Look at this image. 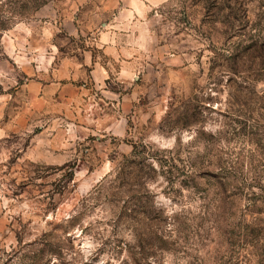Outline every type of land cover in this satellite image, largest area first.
Listing matches in <instances>:
<instances>
[{
	"label": "rangeland",
	"instance_id": "374dc122",
	"mask_svg": "<svg viewBox=\"0 0 264 264\" xmlns=\"http://www.w3.org/2000/svg\"><path fill=\"white\" fill-rule=\"evenodd\" d=\"M0 264H264V0H0Z\"/></svg>",
	"mask_w": 264,
	"mask_h": 264
}]
</instances>
